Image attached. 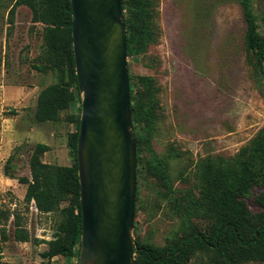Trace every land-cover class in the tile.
Masks as SVG:
<instances>
[{
  "label": "rangeland",
  "instance_id": "rangeland-1",
  "mask_svg": "<svg viewBox=\"0 0 264 264\" xmlns=\"http://www.w3.org/2000/svg\"><path fill=\"white\" fill-rule=\"evenodd\" d=\"M153 1L151 44L147 51L128 57V69L135 77L150 76L158 88L160 108L151 152L145 149L142 156L149 159L156 154L158 161L166 163L168 182L141 172L137 175L133 235L166 246L213 222L201 203L204 183L199 167L210 158L236 157L264 129V75L247 49L241 0ZM14 2L0 0V263L78 264L77 255L71 259L41 256L65 217L61 209L73 206L64 202L59 210L41 212L36 202L26 201L28 185L21 178H32L29 162L39 143L49 146L44 162L74 164L71 141L81 120L82 94L61 120L35 119L39 92L73 79L68 67L39 70L44 25L33 21L29 5H19L11 22ZM252 5L264 35V2L252 0ZM70 87L76 90L75 83ZM11 156L17 165L14 177L5 174ZM261 190L256 186L246 199L254 213L260 212L254 197ZM16 219L29 232V240L15 237ZM189 264L216 262L212 252H198Z\"/></svg>",
  "mask_w": 264,
  "mask_h": 264
},
{
  "label": "trees",
  "instance_id": "trees-1",
  "mask_svg": "<svg viewBox=\"0 0 264 264\" xmlns=\"http://www.w3.org/2000/svg\"><path fill=\"white\" fill-rule=\"evenodd\" d=\"M14 1L10 11L11 22L19 5H29L33 10V21L44 25L45 49L39 70L64 71L65 67L70 69L73 81L66 83L62 80L50 84L39 92L37 99L35 119L39 122H57L61 120L63 112L75 103L77 97H81L73 49L71 0ZM121 1L127 27L129 57L149 49L154 1ZM241 2L247 23V49L258 65L254 64L264 75V35L259 31V19L254 12L252 0ZM129 79L131 114L137 146V175L141 172L146 176H158L168 182L166 163L158 161L156 154H152L149 159L142 156L145 149L151 152V138L160 108L158 88L150 76L135 77L129 73ZM73 83L75 91L70 87ZM79 110L82 111V103ZM79 128L80 119L77 120V131L71 141L74 164L63 166L44 162L42 156L49 146L39 143L29 162L32 178H21L22 183L28 185L26 201L34 200L41 212L59 210L64 202L73 206L71 210L69 207L61 209L65 217L54 238L46 241L48 248L41 253L43 258L51 259L62 255L71 259L80 254L82 213L77 157ZM13 161L14 156H11L5 165V174L10 177L15 176L17 169ZM199 175L204 183L201 203L206 213L213 216V222L197 227L181 242L166 246L145 243L140 234H137L133 264H189L198 252H212L216 264H241L246 260L264 261V129L249 145L242 148L236 157L208 159L199 167ZM258 185L262 190L254 200L260 212L254 213L246 199L252 196L253 189ZM15 227V237L18 240L30 239L29 232L21 227L19 219H16ZM2 233L6 237V229H3Z\"/></svg>",
  "mask_w": 264,
  "mask_h": 264
},
{
  "label": "water",
  "instance_id": "water-1",
  "mask_svg": "<svg viewBox=\"0 0 264 264\" xmlns=\"http://www.w3.org/2000/svg\"><path fill=\"white\" fill-rule=\"evenodd\" d=\"M71 7L82 94L78 264H133L138 161L122 1L71 0Z\"/></svg>",
  "mask_w": 264,
  "mask_h": 264
},
{
  "label": "built area",
  "instance_id": "built-area-1",
  "mask_svg": "<svg viewBox=\"0 0 264 264\" xmlns=\"http://www.w3.org/2000/svg\"><path fill=\"white\" fill-rule=\"evenodd\" d=\"M33 202H35V201L33 200Z\"/></svg>",
  "mask_w": 264,
  "mask_h": 264
}]
</instances>
